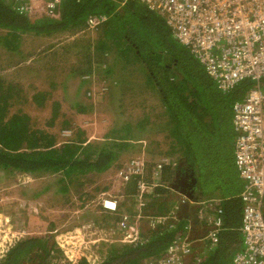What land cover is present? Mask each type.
Listing matches in <instances>:
<instances>
[{
	"label": "trees",
	"instance_id": "1",
	"mask_svg": "<svg viewBox=\"0 0 264 264\" xmlns=\"http://www.w3.org/2000/svg\"><path fill=\"white\" fill-rule=\"evenodd\" d=\"M12 3H14L13 0H0V29L3 31L0 33L1 41L8 49L18 48L25 34L38 39L51 40L63 33L84 32L85 20L88 16L104 15L105 20L95 31V39L91 43L88 40L89 43L83 47L85 51L82 61L84 68L77 74H90L94 69H97L103 75H107L111 72L110 66L106 63L108 54H114L112 59L116 63L122 61L121 57L124 53L131 52L133 54L130 53L131 56L142 60L149 80L159 86L157 87L159 98L162 99L161 102L166 107L165 109L170 111L168 115L173 124L168 129V136L176 139L180 144L183 139L198 138L194 128L184 121V116L178 106L167 99L170 94H174L175 90L180 91V98H186L184 92L188 91L189 94L194 93L193 96H199L198 99H201V96H205L203 95L204 88L212 86L211 80L204 75L205 73H202L199 65H196L198 62L189 53L187 47L180 43L179 47L167 44V38L172 37L174 40L175 38L171 35L162 16L151 12L144 3L137 0H61L51 16L41 13L40 6H32L30 11H26L27 9L18 11ZM32 9L35 12H31ZM137 27L140 28L138 32ZM48 47L53 48V44ZM116 47H118L117 50ZM157 51L172 56L173 61L175 60L174 63L178 65L177 70L174 67L164 69L162 60H157L159 63H157V72H155L148 63V57L154 59V54ZM180 54H184V56L181 57ZM182 58H187L188 61H182ZM102 64L105 66L102 67ZM169 77H180V79L171 82L168 81ZM28 86L35 87L32 84ZM48 86L50 89H38L31 93L35 104L41 105L48 96H52L51 90L56 85L51 87L48 81ZM254 86L253 81L245 79L228 90L226 95L233 103L236 100H241L246 92ZM259 86H264V78L260 80ZM23 89L25 86L20 84L0 83V170H4L9 176L21 172L32 175L57 173L59 174L57 181L60 189L68 190L69 186L73 185L74 187L78 186V190H80L92 182V179L86 175L102 173L110 168L117 156L115 147L120 146V143L114 142L106 146L105 143L87 140L82 130L72 132L64 141L57 143L56 133L31 127L30 115L20 107H16L8 114L9 107L13 106L12 101L18 102L19 98H24L21 94ZM122 89L124 92L126 91L122 87L121 92ZM53 102L56 105L52 106L49 124L53 122L58 107V102ZM181 121H184L182 125ZM61 124L65 125V120ZM125 125L123 128L125 132L121 136L128 140L133 137L130 135L132 126H130V122H126ZM135 125L137 126V124ZM176 126L181 127L179 132ZM180 149L188 153L187 149L181 147ZM208 150L212 151L211 148ZM115 166L119 167L120 165ZM210 169L213 170L211 166ZM122 191L126 193L118 202V206L122 207L124 211L106 210L113 220L111 222L104 220L102 223L96 221V225L103 230L115 227L123 212H128L131 215L136 214L133 204L135 181L132 179L127 183V186L122 187ZM129 199L131 201L127 202ZM151 203L152 200L148 204L151 205ZM143 205H146L145 202ZM142 207L140 210L144 216H152L146 215ZM220 207L223 213L217 243L208 245L202 241L200 245L192 246L187 264H231L233 255L242 249V235L239 230L242 205L239 196L229 198L227 202L220 204ZM167 209L168 207L164 208L163 204H157V210L164 213L161 215L166 219L156 224L154 228L146 226L142 230L147 236V241L142 245L118 242L117 234H114L118 236L117 238L110 235L100 239L97 261H91L83 256L71 264H149L150 258L160 254L174 238L183 236L186 232L184 222L179 220L171 223L173 222L171 216L174 213L169 211L165 214L170 210ZM142 220L146 219L142 218ZM172 224H175V227H172ZM48 237L45 235L42 240L41 238L37 239L38 236H28L15 241L0 258V264H52L53 256H55L53 252H56L58 257L62 253L54 240L48 243Z\"/></svg>",
	"mask_w": 264,
	"mask_h": 264
},
{
	"label": "rangeland",
	"instance_id": "2",
	"mask_svg": "<svg viewBox=\"0 0 264 264\" xmlns=\"http://www.w3.org/2000/svg\"><path fill=\"white\" fill-rule=\"evenodd\" d=\"M42 3L43 0H31L33 6ZM136 30L138 32L140 28L137 27ZM83 31L63 33L51 40L38 39L25 34L17 49L4 51L0 48V83H16L25 86L21 92L24 98H19L18 102L13 100V106L9 107L8 114L16 107H20L30 115L31 127L56 133L57 143L64 141L76 130H82L87 140L105 143L106 146L114 142L120 143V146L115 147L117 156L106 171L86 175L92 179V182L80 190L78 186L73 185H70L68 190L60 189L57 173L32 175L21 172L9 176L4 170H0V213L9 214L5 218L0 217V258L19 239L38 236L37 239L43 240L42 237L48 235V243L54 240L62 253L59 258L56 256V259L52 255V264H71L83 256L91 261H97L100 239L114 234L120 235L111 228L103 230L96 225V221L102 223L104 220L108 222L113 220L101 203L108 199L106 193L112 194L111 197L117 199L120 198L118 195L122 196L118 194L122 189L121 180L114 175L117 169L130 159L141 157L137 150V126L135 124L143 125L149 120L148 115L163 112L159 104L162 99L159 98L155 83L149 80L142 60L131 56V52V54L124 53L121 57L122 61L116 63L112 59L114 54H108L106 63L110 66L111 72L103 75L102 72L93 68L91 75L93 78L83 81L77 74L84 68L82 61L85 51L83 47L89 43L88 40L91 43L96 37L95 31H87V33ZM2 32L0 30V33ZM40 41L44 42L39 43ZM166 42L170 46L179 47L180 45L172 37L167 38ZM50 44H53V48L48 47ZM0 47H2L1 43ZM182 49L185 50V48ZM182 61H188V59L182 58ZM148 63L157 72L156 66L159 61L148 57ZM102 77H105L104 83L101 81ZM48 81L51 87L56 85L51 90L52 96H48L41 105L35 104L31 93L38 89H48ZM93 82L94 85H92ZM29 84L35 87H30ZM102 86L106 89L102 90ZM122 87L126 89L125 92L123 89L122 92L120 91ZM89 88L94 91L93 97L86 95ZM204 90L207 93L203 96V102L208 103L211 111L216 109L209 105L211 97L222 100L220 104H224L228 98L211 85ZM179 94L180 91L175 90L172 96L177 99ZM53 101L58 102V107L53 122L49 124L52 106L56 105ZM152 105H155V110ZM199 106L202 108V104ZM138 108L140 115H137ZM166 112L167 126H164V129L168 127V121H170V118L168 119L170 111L167 109ZM64 120L66 124L62 125ZM126 122H130L132 126L130 135H133L128 140L121 136L125 132L123 128ZM183 122H180L181 125ZM155 123L156 120H151L147 126ZM180 126H176L178 132ZM211 129L208 126L203 129L201 125L198 131L202 137L199 138H206L204 134ZM172 141L173 144L187 149L192 156L203 159L198 151L199 142L195 143V139H183L181 144L176 139ZM207 144V142H202L201 146L206 145L207 147ZM224 144L227 145V141ZM117 164L120 166L116 167ZM210 165L204 157L197 168L200 171L201 184L206 176H210ZM216 181V184L222 183L223 185V179ZM10 222L16 229L10 226ZM53 254L56 255V252Z\"/></svg>",
	"mask_w": 264,
	"mask_h": 264
},
{
	"label": "built area",
	"instance_id": "3",
	"mask_svg": "<svg viewBox=\"0 0 264 264\" xmlns=\"http://www.w3.org/2000/svg\"><path fill=\"white\" fill-rule=\"evenodd\" d=\"M43 1L46 14L52 15L61 0ZM137 1L163 17L175 40L187 47L218 90L227 92L245 79L255 83L241 100L232 103L234 163L243 182L238 194L242 202L239 230L243 247L233 255L231 264H264V86H259L260 80L264 78V0ZM13 2L18 11H30L33 6L31 0ZM104 20V15H90L85 20L84 30H96ZM91 75L83 74L81 78L88 81L93 78ZM90 89L86 95L93 97L94 91ZM103 89L106 87L102 86ZM147 164L143 156L130 159L114 175L123 183L132 179L135 181L136 214H120L114 227L120 234L118 242L142 245L147 241L141 229L142 218L146 219V226L151 228L166 219L162 215L146 217L140 208L144 204V195L153 192L154 187L159 185L160 171L169 161L166 157L155 161L151 166L150 180L143 178ZM187 200L182 195L180 201ZM101 205L116 210L115 201L110 199H105ZM195 213L197 219L207 226L201 240L204 244H216L222 225L221 207L213 208L210 203L200 201ZM171 217L175 218L174 215ZM172 223H175V219ZM191 247L185 235L177 236L148 263L187 264Z\"/></svg>",
	"mask_w": 264,
	"mask_h": 264
},
{
	"label": "crops",
	"instance_id": "4",
	"mask_svg": "<svg viewBox=\"0 0 264 264\" xmlns=\"http://www.w3.org/2000/svg\"><path fill=\"white\" fill-rule=\"evenodd\" d=\"M44 3L45 1H43V3L39 4L38 6L41 7V13L47 15L44 10ZM47 16H51V15H47ZM0 30L2 32V29ZM1 40L2 39L0 34V43L2 44V47L0 48L3 49L4 51H11L17 49V48L8 49L7 47L4 46ZM160 54H161V58L157 60H162V65L164 66V69L168 67L172 69L174 67L177 70L178 65L174 63L175 60L173 61V58L171 59V61H164L163 58L167 54H162V53ZM196 65H199V68L204 74L205 71L203 67L199 63H196ZM204 75L209 77L206 73ZM176 79L179 80L180 77L178 78L169 77L168 81L172 82ZM209 80H211L210 82L212 86L215 89H217L213 80L210 77ZM156 86L159 87L157 84ZM205 92L203 93V95L206 94ZM184 93L186 95V98L185 97L180 98L178 96L177 99H174L172 96L173 94H170L169 99H167V101H172V103L178 106V108L181 110V114H183L184 116V121L187 122L191 127H193L195 132L198 134V138L195 139V143L196 141L199 142L198 151L202 154L203 159L204 157H206V160L209 162V164H211L210 166L213 168V170L209 169V174L211 178L210 176H206L202 180L203 183L201 184L200 181L201 179L199 177L200 171L197 170V168L199 167L201 160L203 159H198L197 157L192 156L191 154L183 151V149L181 150L180 146L178 145L174 144L175 145L174 146L172 139L170 140V137L166 136L168 132L166 130L170 129L173 124L170 121H168V127L165 129L163 128L164 126H167L165 122L167 112L165 109L166 107L164 106V104H162L163 102L159 103L162 106L161 110H163V112L161 111V113L156 112L151 115H148L147 117H149V120L146 123L144 122L143 125L137 123V150L139 152L138 155L143 156L144 159L148 161V164L145 167V172L143 175V178L145 180H150L151 166L153 165L152 163L157 160V158H160L161 156L165 155L168 158V160L170 159L169 161L171 162L169 164H165L163 170L161 169L158 179L159 185L154 187L153 192L144 195L143 201L145 202L146 205L145 206L143 205L144 207H142L143 212L146 215H161L164 213H160L157 210V204H163L164 208L168 207V209L170 210L167 209L168 211L165 214H167L169 211L171 213H174L175 222L180 220L185 223L184 226H188V228H185L186 232L184 233V235L186 236V239H188L191 245L194 247L202 243L201 237L204 235L207 228L205 223L202 220H198L196 217L195 212L196 209L199 207L200 201H204V203H210L213 208L214 206L220 207V204L227 202L229 198L238 197V194L242 189L243 182L238 176L237 169L234 163L233 147H234L235 132L232 127L231 99L228 97L224 101V104H220L222 100L213 99L211 97L209 105L216 108L215 110L211 111L210 107L208 106V103L203 102V96H201L202 97L201 99H198L200 97L193 96L194 93L190 92L191 94H189L188 91ZM222 93L223 96H227L226 95L227 92H222ZM199 104H202V108L201 106H199ZM152 106L154 107L155 110L156 109L155 105ZM137 115H140L139 108ZM151 120H156V123L147 126ZM201 125H203V129H206L207 126L209 128H212L211 131H208L207 133L204 134L206 138L205 137L199 138L202 137L200 136V132L198 131V128ZM210 139L211 142H209ZM225 141H227V145L224 144ZM202 142H207L208 143L207 147L206 145L201 146ZM209 148H211L212 151H209L208 150ZM179 169L183 171L182 172L183 174L187 175L186 180L193 179V181L191 180L188 181L191 183L190 187L192 189V200H188L187 207L184 210L178 209V204L181 203L180 199L183 194L177 191V189H173L169 186L170 183L172 182L176 183V180H178L179 177H177L176 173L179 172L178 171ZM219 179H223V185L222 183L216 184L217 183L216 180ZM121 185L124 188L125 186H127V182L126 183L121 182ZM178 188H180V186ZM181 188L184 189V186H182ZM185 190L189 191V188ZM125 193L122 191V189L120 193L118 192V194L122 195L121 198H123V195ZM106 194H108L107 196L108 199L115 201L116 197L115 198L111 197L113 195L109 193ZM150 200H152L151 205L148 204L150 203ZM130 201L131 199H129L127 202ZM133 204H135V200ZM122 210L123 208L121 207L120 211ZM193 214L195 216V219L193 217ZM263 214H264V206H263ZM8 215L9 214L6 213H0L1 218H5ZM174 219H171V221H174ZM10 226L16 229L11 222H10ZM144 228H146V221L142 220L141 229L143 230ZM56 256L57 255L54 256L55 259L58 257Z\"/></svg>",
	"mask_w": 264,
	"mask_h": 264
},
{
	"label": "water",
	"instance_id": "5",
	"mask_svg": "<svg viewBox=\"0 0 264 264\" xmlns=\"http://www.w3.org/2000/svg\"><path fill=\"white\" fill-rule=\"evenodd\" d=\"M154 58H155V59H160V58H161V54L158 53V52H155V54H154ZM163 59H164V61H171L172 56H170V55H166V56H164ZM177 169H178V166H177ZM178 171H179V172H177L176 174H177V177L180 178V175H181L180 172H181V170H178ZM190 180L193 181V179H190ZM169 186H170L171 188H173V189H177V191H179L181 194H183L184 196H186L188 200H192V189H191V188L189 189V191H186L185 188H184V189L181 188V187L178 188V185H176L174 182L170 183ZM186 189H187V188H186ZM188 200L179 203V204H178V209H183V210H184V209L187 207ZM193 213H194V211H193ZM193 217H194V219H195L194 214H193Z\"/></svg>",
	"mask_w": 264,
	"mask_h": 264
},
{
	"label": "flooded vegetation",
	"instance_id": "6",
	"mask_svg": "<svg viewBox=\"0 0 264 264\" xmlns=\"http://www.w3.org/2000/svg\"><path fill=\"white\" fill-rule=\"evenodd\" d=\"M180 170V169H179ZM183 171H181L180 173H181V176H180V178H178V180H176V185H178V187L180 186V187H182V186H184V188L186 189V188H191L190 187V182H188V181H190V180H186V176L187 175H185V174H183L182 173ZM188 182V183H187Z\"/></svg>",
	"mask_w": 264,
	"mask_h": 264
},
{
	"label": "clouds",
	"instance_id": "7",
	"mask_svg": "<svg viewBox=\"0 0 264 264\" xmlns=\"http://www.w3.org/2000/svg\"><path fill=\"white\" fill-rule=\"evenodd\" d=\"M124 1H125V0H124ZM52 15H53V14H52ZM93 31H96V30H93ZM82 75H83V74H81L80 76H82ZM81 79H82V78H81ZM82 80H83V79H82ZM104 80H105V77H102V78H101V81H104ZM119 197H120V198H118V199L116 198V199H115V201H116V210H118V211H120V206H118V202L122 199L121 196H119ZM105 209H106V210H110V209H107V208H105ZM110 211H113V210H110ZM95 227H96V226H95ZM96 228H97V227H96ZM111 230L116 231L114 227L111 228Z\"/></svg>",
	"mask_w": 264,
	"mask_h": 264
},
{
	"label": "bare ground",
	"instance_id": "8",
	"mask_svg": "<svg viewBox=\"0 0 264 264\" xmlns=\"http://www.w3.org/2000/svg\"><path fill=\"white\" fill-rule=\"evenodd\" d=\"M89 57H90V56H89ZM113 240H114V239H113ZM113 240H112V241H113ZM110 243H111V242H110Z\"/></svg>",
	"mask_w": 264,
	"mask_h": 264
}]
</instances>
